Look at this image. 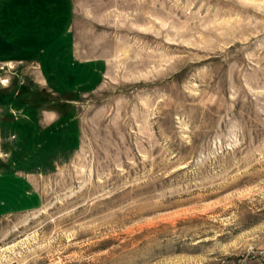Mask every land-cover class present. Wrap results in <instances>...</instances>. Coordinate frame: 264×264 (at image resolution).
<instances>
[{"label": "rangeland", "instance_id": "1", "mask_svg": "<svg viewBox=\"0 0 264 264\" xmlns=\"http://www.w3.org/2000/svg\"><path fill=\"white\" fill-rule=\"evenodd\" d=\"M72 4L58 47L0 60V264L264 250V0Z\"/></svg>", "mask_w": 264, "mask_h": 264}, {"label": "crops", "instance_id": "2", "mask_svg": "<svg viewBox=\"0 0 264 264\" xmlns=\"http://www.w3.org/2000/svg\"><path fill=\"white\" fill-rule=\"evenodd\" d=\"M72 21V0H0V60L28 62L44 40L58 47Z\"/></svg>", "mask_w": 264, "mask_h": 264}, {"label": "built area", "instance_id": "3", "mask_svg": "<svg viewBox=\"0 0 264 264\" xmlns=\"http://www.w3.org/2000/svg\"><path fill=\"white\" fill-rule=\"evenodd\" d=\"M232 264H264V250L259 251L250 258H247V256L243 257Z\"/></svg>", "mask_w": 264, "mask_h": 264}, {"label": "clouds", "instance_id": "4", "mask_svg": "<svg viewBox=\"0 0 264 264\" xmlns=\"http://www.w3.org/2000/svg\"><path fill=\"white\" fill-rule=\"evenodd\" d=\"M4 83H5V86H7V81H5Z\"/></svg>", "mask_w": 264, "mask_h": 264}]
</instances>
